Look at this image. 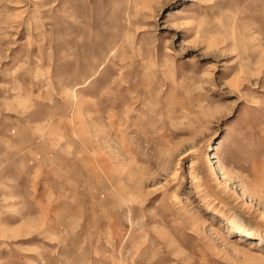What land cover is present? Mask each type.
I'll return each instance as SVG.
<instances>
[{"label":"rangeland","instance_id":"1","mask_svg":"<svg viewBox=\"0 0 264 264\" xmlns=\"http://www.w3.org/2000/svg\"><path fill=\"white\" fill-rule=\"evenodd\" d=\"M0 264H264V0H0Z\"/></svg>","mask_w":264,"mask_h":264},{"label":"bare ground","instance_id":"2","mask_svg":"<svg viewBox=\"0 0 264 264\" xmlns=\"http://www.w3.org/2000/svg\"><path fill=\"white\" fill-rule=\"evenodd\" d=\"M227 29V28H226ZM260 46V45H259ZM261 52V51H260ZM263 54V53H262ZM262 58H263V56H262ZM250 62V61H249ZM119 76V75H118ZM124 76V75H123ZM123 79V78H122ZM235 79V78H234ZM240 82V81H239ZM236 85V84H235ZM238 86V85H237ZM112 94V93H111ZM112 96V95H111ZM109 97V96H108ZM105 99V98H104ZM93 106H94V108L95 109H97L98 108V106H96L94 103H93ZM96 126H98V124H95ZM32 139V138H31Z\"/></svg>","mask_w":264,"mask_h":264}]
</instances>
